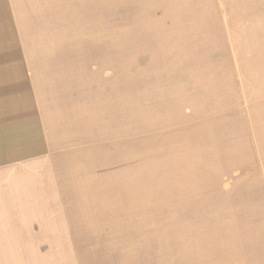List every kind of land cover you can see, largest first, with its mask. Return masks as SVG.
Wrapping results in <instances>:
<instances>
[{
  "label": "rangeland",
  "instance_id": "obj_1",
  "mask_svg": "<svg viewBox=\"0 0 264 264\" xmlns=\"http://www.w3.org/2000/svg\"><path fill=\"white\" fill-rule=\"evenodd\" d=\"M0 100V264H264V0H0Z\"/></svg>",
  "mask_w": 264,
  "mask_h": 264
},
{
  "label": "bare ground",
  "instance_id": "obj_2",
  "mask_svg": "<svg viewBox=\"0 0 264 264\" xmlns=\"http://www.w3.org/2000/svg\"><path fill=\"white\" fill-rule=\"evenodd\" d=\"M244 67V70H245V67H246V64L244 63H241ZM251 71V70H249ZM244 72V71H243ZM247 74V73H246ZM249 76V75H248ZM243 77V76H242ZM247 78V77H246ZM253 79H250V78H247L246 79V82L247 84H249L250 81H252ZM250 85V84H249ZM251 87V85H250ZM2 99V98H1ZM5 100V99H4ZM1 102V100H0ZM8 103V102H7ZM1 104V103H0ZM5 104H6V100H5ZM2 105V104H1ZM8 114V113H7ZM2 120V119H1ZM10 121V120H9ZM8 123V122H7ZM21 123V122H20ZM5 125V123H0V128L2 130L3 126ZM7 126V125H6ZM20 126V125H19ZM22 126V125H21ZM20 126V127H21ZM24 126V125H23ZM14 128V127H13ZM23 128V127H22ZM6 132V131H5ZM208 132V131H207ZM205 132V133H207ZM2 133H3V130H2ZM4 134V133H3ZM2 134V135H3ZM1 135V136H2ZM4 137V136H2ZM1 138V137H0ZM170 139L167 140L168 142H171L170 145L172 147H174L175 151L177 148H180V147H183L182 145V140L179 139L178 137H175V136H170L169 137ZM9 140V139H8ZM7 141V140H6ZM10 141V140H9ZM160 141V140H159ZM1 142V141H0ZM4 142V140H3ZM172 155L174 157H169L170 158V166L172 167V169H174V167H176V165H178L179 163H181V160H182V157L183 155H180L178 156L177 155V152L175 153L174 151L172 152ZM183 162V161H182ZM181 167L183 168L182 171H184L186 169V166L184 167V165H181ZM61 169V168H60ZM82 171V170H81ZM58 172V171H57ZM83 172V171H82ZM86 174V173H85ZM102 185V184H101ZM103 186L105 187V184H103ZM111 186V184L109 185V187ZM96 188V187H95ZM103 188V187H102ZM92 189V188H91ZM105 189V188H104ZM98 190V189H97ZM96 190V191H97ZM106 190V189H105ZM95 191V189H94ZM104 204V203H103ZM175 216V215H174ZM209 217V215H207ZM207 217V218H208ZM206 218V219H207ZM180 219V217H179ZM203 219V218H201ZM178 223V222H177ZM206 224V223H205ZM91 226V225H90ZM195 226V225H194ZM204 228V229H203ZM176 229V227H175ZM174 230V229H173ZM198 230V229H197ZM191 232V231H187V230H182L180 231H177L176 234L180 235V240L178 241H175V245L177 246L176 248V251H175V254H176V258L178 259V255H183V258L185 259V261H181L180 264H187V261H192L191 264H200L199 262L195 263L198 259H201V258H204V257H209L211 254H214V251L213 250H218L219 248L218 247H211V241L213 239H211V237L213 236H216L215 233H218L222 236H224L225 234V231L224 229L219 230L217 231L216 227H213L211 224H208V225H204L202 228H199V231L197 232L196 235L192 236V238L189 240V238L191 237L190 234H193V233H190L188 235V233ZM171 233V232H170ZM174 233V232H173ZM172 234V233H171ZM196 237V238H195ZM221 248V247H220ZM215 255V254H214ZM213 255V256H214ZM238 255V254H237ZM168 258V263L171 262V259H173L171 256L167 255ZM175 257V256H173ZM213 261V260H212ZM215 264H221L219 261L216 262V261H213ZM205 264V263H204Z\"/></svg>",
  "mask_w": 264,
  "mask_h": 264
}]
</instances>
